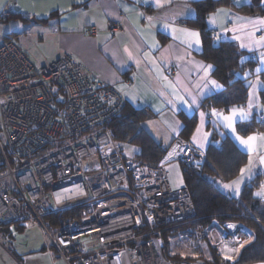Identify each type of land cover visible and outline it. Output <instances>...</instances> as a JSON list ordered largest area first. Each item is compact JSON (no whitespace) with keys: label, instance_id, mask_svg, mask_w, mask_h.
I'll list each match as a JSON object with an SVG mask.
<instances>
[{"label":"built area","instance_id":"obj_1","mask_svg":"<svg viewBox=\"0 0 264 264\" xmlns=\"http://www.w3.org/2000/svg\"><path fill=\"white\" fill-rule=\"evenodd\" d=\"M11 15L5 8L0 18ZM125 104L115 85L71 54L37 65L2 36L0 227H40L47 245L66 264H205L161 253L164 233L201 240L209 227L191 225L195 203L187 186L172 188L165 164L153 167L123 153L125 145L117 144L108 122ZM217 110L222 108L205 109L210 117ZM101 152L99 169L88 172L82 158ZM173 158L198 167L206 155L184 143ZM72 210V219L56 227L45 221L48 214ZM12 232L17 239L19 231ZM235 232L225 228L223 242L236 241Z\"/></svg>","mask_w":264,"mask_h":264},{"label":"crops","instance_id":"obj_2","mask_svg":"<svg viewBox=\"0 0 264 264\" xmlns=\"http://www.w3.org/2000/svg\"><path fill=\"white\" fill-rule=\"evenodd\" d=\"M196 1L0 0V15L5 8L12 13L9 20L0 19L6 21L0 33L13 40L24 52L29 49L26 32L36 33L40 36L42 49L45 48L42 50L44 59L51 61L62 53H69L99 79L115 85L123 93L126 106L148 111L143 127L156 141L170 146L176 140L167 160H176L174 153L187 143L179 138L183 127L181 114L198 117L196 129L188 141L196 148L205 151L211 143L219 144L221 138L230 137L249 155V167L245 168L251 171H243L231 181L216 179L215 184L230 186L220 189L239 197L255 175H260L264 183V164L261 163L264 159V139H261L264 132L243 137L236 128L238 123L250 120L256 113L264 118V104L260 98L264 80L260 76L251 78L249 99L245 105L215 112L232 116V110L237 109L233 125L235 132L225 125L221 116L207 115L203 105L205 99L221 92L223 85L212 76L213 65L199 56L203 50L201 33L185 24L187 18L195 15L193 3ZM234 1L237 5L250 2ZM229 23L233 25L229 27ZM115 25L120 27L113 29ZM209 26L221 34L216 41H234L245 57L255 58L254 72L264 71V15L247 16L221 7L209 19ZM92 27L97 29L94 34L89 32ZM189 32L199 33V44L187 35ZM172 70L174 74L170 73ZM212 81L220 87L213 85ZM239 110L247 113L246 118H240ZM212 133L220 138L214 141ZM237 137L245 140L256 137V140L249 149ZM121 144L126 148L130 143ZM130 146L135 153L134 146ZM260 197L264 203V196ZM218 226L220 230L229 227L236 231V241L223 242L220 247L224 245V248L219 250L225 261H234L246 243L252 241L251 230L238 222ZM23 231H19L18 235L22 234V237L19 235L18 240L0 233L9 244L0 248V264H66L46 242L31 244L28 240L23 241ZM251 236L250 241H245Z\"/></svg>","mask_w":264,"mask_h":264},{"label":"trees","instance_id":"obj_3","mask_svg":"<svg viewBox=\"0 0 264 264\" xmlns=\"http://www.w3.org/2000/svg\"><path fill=\"white\" fill-rule=\"evenodd\" d=\"M193 5L195 15L187 18L185 24L201 33L203 50L199 56L213 65L212 76L223 85L221 92L205 99L204 107L214 106L228 110L245 105L249 99L251 78L260 76L264 80V71L254 72L255 58L245 57L244 51L240 50L234 41H216L214 31L209 26V19L221 7L230 8L247 16L264 15L263 0H250L244 5H237L234 0H198ZM260 98L264 104V88L260 91ZM148 116L147 110L135 109L125 104L123 110L108 122V126L113 130L116 142L132 144L138 160L156 167L165 164L169 159V152L176 140H173L170 146H164L156 141L143 127ZM181 118L183 127L179 138L188 143L196 129L198 117L181 114ZM236 128L243 137L264 132V118L261 119L259 113H256L250 120L238 123ZM219 138L218 134L212 133L214 141ZM180 149L181 147L177 151ZM205 155V162L198 167H190L180 162L184 184L196 207V216L191 225L208 227L213 220H218L219 225L238 222L251 230L253 239L242 248L234 261H225L212 243L208 244L206 250L201 249L197 254H188L186 258L201 260L205 264L264 263V203L257 195L261 189V176L255 175L251 178L239 197L229 195L215 184V180L231 181L237 178L248 164L249 155L240 150L228 136L221 138L219 144L211 143L206 148ZM74 213L75 210L48 214L45 221L56 227L72 219ZM14 229L23 231L22 227L16 225L2 226L0 233L11 237ZM171 234L176 233L169 231L163 235L168 237ZM171 256L181 257L180 254Z\"/></svg>","mask_w":264,"mask_h":264},{"label":"rangeland","instance_id":"obj_4","mask_svg":"<svg viewBox=\"0 0 264 264\" xmlns=\"http://www.w3.org/2000/svg\"><path fill=\"white\" fill-rule=\"evenodd\" d=\"M4 24H6V21H0V25H1L0 32H2L1 31V30H3L2 26ZM26 34H28V36H26V38L28 41L27 44H28V48H29V49H27L26 52L28 53V56L31 58V60L35 64L40 65V63L43 60H45L44 59L45 55L42 51V50H45V48L43 47V49H42V47H41V46H43V44L40 43V41H41V40H39L40 36L37 35L36 33H29V31H27ZM21 35L23 36V31L21 32ZM1 36H2V33H0V38H1ZM36 43H37V45H36ZM0 141L2 143L5 142L4 132L1 128H0ZM117 144L120 145L121 143L117 142ZM123 153L125 155L131 157L134 154V149L130 146V144H127ZM101 155H103L102 152L90 154V155H85L82 158V163H83L84 168L88 172H93V171H96L97 169H99V167H100L99 163H100V156ZM247 165H246V168L249 167ZM165 166L167 169L169 182H170L172 188H178V187L184 186L185 184H184V181L182 178L181 163L178 160H167L165 162ZM246 168L244 167L242 170H245ZM216 185L219 188H221V187L223 189L225 188L224 185H219V183ZM233 223H235V222H233ZM218 225L219 224L212 223L210 226H208L209 227L208 238L205 237L204 239H201V240L186 239V240L182 241L178 238V236L176 234H171L168 237L163 236V239L165 241V248L160 247V251L163 255L166 252V253L171 254V255L180 254L181 256H185V255L188 256V254H195V253L197 254V252L201 249L206 250L209 243L214 244L216 246L218 252H219V250L222 251L221 249L224 248V245H221V247H220V244L223 243V235L222 234H223L224 230L222 228H221L222 230H220V227ZM216 229H218L220 231V235H219L218 230H216ZM23 232H24L23 233V241L28 240L31 244H33L35 242H37V243L46 242L41 228L36 226V225H31V226L26 227ZM251 234H252V232H251ZM251 239H252V236H251V238L249 237V239L247 237V239L245 241H250ZM217 241H219V242L217 243ZM241 241L242 240H240V242ZM6 245H9V244H7L6 241L2 237H0V248L3 249V248H5L4 246H6ZM190 247H192L193 249H191Z\"/></svg>","mask_w":264,"mask_h":264},{"label":"snow or ice","instance_id":"obj_5","mask_svg":"<svg viewBox=\"0 0 264 264\" xmlns=\"http://www.w3.org/2000/svg\"><path fill=\"white\" fill-rule=\"evenodd\" d=\"M213 23H215V21L213 20L212 21ZM188 36L194 38L195 42L197 44H199V33H196V32H189L187 33ZM209 68H211V65L208 66ZM213 85H215L216 87H220L219 85H216V82L215 81H212ZM237 109H233L232 110V113L233 115L232 116H222V114L220 113H214L215 115H218V116H221V118L224 120L225 122V125L229 128L232 129L233 132H235V128H234V118L235 116L237 115ZM203 116V114H201ZM239 115H240V118L241 119H244L246 118L247 116V113H245L243 110H239ZM237 139L240 140V143L245 145L246 147H248L249 149H251L253 147L252 145V141L256 140V137H249L247 140L243 139V138H240V137H237ZM261 139H264V137H261ZM261 163L264 164V159L261 160ZM242 171H248L250 172L251 169H245V170H242ZM250 178V177H249ZM225 187H230L228 185H225ZM237 193L239 192V188L237 187L236 189ZM258 196H264V186H262L261 188V191L257 193Z\"/></svg>","mask_w":264,"mask_h":264}]
</instances>
